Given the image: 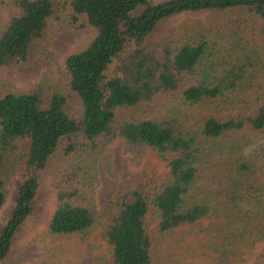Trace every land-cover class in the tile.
Segmentation results:
<instances>
[{
	"label": "trees",
	"instance_id": "obj_1",
	"mask_svg": "<svg viewBox=\"0 0 264 264\" xmlns=\"http://www.w3.org/2000/svg\"><path fill=\"white\" fill-rule=\"evenodd\" d=\"M14 4L17 10L0 31V67L27 62L48 21L63 12L73 24L84 18L95 35L65 60L69 87L80 103L77 114L68 112L61 92L47 95L43 82L0 94V207L10 176L22 173L15 204L0 228V261L11 254L42 172L66 139L63 151L74 159L57 182L46 232L77 236L66 248L78 257L74 264L93 262L86 237L97 209L88 159L121 138L151 147L168 174L159 185L135 188L123 198L104 232L108 264L245 262L242 255L264 241V180L253 174L264 155L245 136H264V0ZM183 12L216 13L221 22L213 27L188 18L159 37L161 22ZM175 91L179 102L166 114L118 117L121 110ZM229 100L235 106L224 112ZM150 214L156 217L153 229ZM82 250L90 253L82 256ZM254 264H264V243Z\"/></svg>",
	"mask_w": 264,
	"mask_h": 264
},
{
	"label": "rangeland",
	"instance_id": "obj_2",
	"mask_svg": "<svg viewBox=\"0 0 264 264\" xmlns=\"http://www.w3.org/2000/svg\"><path fill=\"white\" fill-rule=\"evenodd\" d=\"M15 0H0V31L12 13L17 10ZM157 1V0H154ZM216 13L183 12L163 20L158 36L167 33L172 27L184 20L200 18L208 26L219 25ZM95 31L84 18L76 24L70 19L68 12L60 18L48 21L45 35L32 45L30 59L25 63L10 64L0 67V94L6 91H27L40 82L48 89L66 97V109L77 114L80 103L69 87V78L65 69L66 57L87 45ZM264 56V46L261 49ZM186 81V79H185ZM185 81L183 83H185ZM179 92L159 94L151 104L119 111L118 117L156 116L166 114L168 108L177 105ZM231 101V102H230ZM233 100L224 105V112L234 107ZM250 146L257 147V154L264 155V136L245 134ZM66 139H61L56 151L50 157L43 170L37 193L31 201L32 209L27 218L18 226L12 241L11 254L0 261V264H74L78 257L66 250L73 247L77 236H53L46 232L47 223L56 205L57 182L62 171L72 164L74 157L66 155L63 146ZM250 146L248 148H250ZM93 170L92 198L97 209V219L86 237L93 255L90 264H108L111 248L104 237L106 227L117 213L121 201L129 192L141 186L151 188L159 185L167 177L168 167L163 159L149 146L128 145L123 139L115 138L96 156L88 159ZM264 158L255 165L254 175L264 180ZM262 167V168H260ZM261 169L262 172L260 171ZM22 179L20 170L15 171L6 185V199L0 207V228L9 217L17 197V189ZM204 220L203 224H207ZM149 229L156 225V217L150 214L147 219ZM263 240H258L251 249L242 256L246 259L236 264H254L255 258L263 249ZM82 256L89 254L82 250Z\"/></svg>",
	"mask_w": 264,
	"mask_h": 264
}]
</instances>
